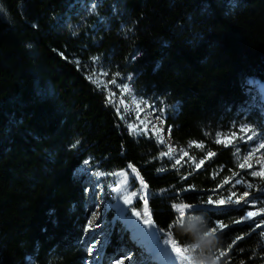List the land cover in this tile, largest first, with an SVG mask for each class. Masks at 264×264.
I'll return each instance as SVG.
<instances>
[{
	"label": "trees",
	"instance_id": "1",
	"mask_svg": "<svg viewBox=\"0 0 264 264\" xmlns=\"http://www.w3.org/2000/svg\"><path fill=\"white\" fill-rule=\"evenodd\" d=\"M0 7V264H89L82 165L109 188L117 172L128 176L118 213L150 220L152 246L173 264H188L174 244L191 264H264V206L244 220L243 201L207 202L229 196L239 179L264 184L239 167L235 144L217 142L240 125L264 133L248 83L264 82V0ZM126 77L132 94L164 105L170 146L192 160L174 163L169 144L137 132L116 89ZM219 224L226 227L207 235ZM210 239L205 255L196 244Z\"/></svg>",
	"mask_w": 264,
	"mask_h": 264
},
{
	"label": "rangeland",
	"instance_id": "2",
	"mask_svg": "<svg viewBox=\"0 0 264 264\" xmlns=\"http://www.w3.org/2000/svg\"><path fill=\"white\" fill-rule=\"evenodd\" d=\"M103 75L107 78L109 84L114 85L113 76H109L106 71L103 72ZM248 83L252 86L253 95L257 101L262 124L264 125V96L261 84L257 81H249ZM116 89L121 96L129 99L128 107L133 110L140 123L137 126L140 128L137 132L154 134L157 138L169 144V154L174 163L180 164L185 159L192 160L183 149L170 146L168 126L164 123V105L160 101L132 94L127 77L121 83H117ZM241 128L244 129L243 132L240 131ZM217 142L226 145L235 144L236 161L239 167L243 164L242 169H246L251 177H257L259 180L264 179V148L260 147L261 144H264V133L259 134L249 125H240L235 126L227 133L219 134ZM193 162L194 164L199 163L198 160H193ZM119 173L117 172L114 175L113 186L109 188L105 179L101 180L90 173L85 165L77 169L76 174L82 176L87 185L85 202L88 218L83 240L87 244L88 252L91 245L95 244L96 246L91 254L89 253L91 259L88 263L116 264L117 259L120 258L124 260V264H161L163 260L167 264H173V254H165L161 249L151 250V238L142 242L137 235L135 236V227L145 224L138 215L134 214L137 213L136 211H132L124 218L120 213H117L122 208V199L129 190V179L123 172L125 185L123 189H119L121 184V180L118 179ZM253 173H256V175H253ZM233 185L236 186L235 190L230 191L229 196L222 199L225 200L223 205L215 202L212 205L216 207L235 205L238 200L248 205L246 214L243 216L244 220L251 219L259 214L261 208H263L262 206H264V184L254 186V181L246 179V181L241 182L239 179ZM241 189L244 192L239 194ZM245 192L248 193L247 196H244ZM115 193L120 197H117ZM230 196L231 200L228 199ZM249 213L253 215L249 216ZM93 217L95 218L93 219ZM132 219L133 221L128 223ZM89 221H91L92 227H89ZM149 226L151 228V225ZM114 236L117 237V243L112 241ZM153 254L157 257L154 258Z\"/></svg>",
	"mask_w": 264,
	"mask_h": 264
},
{
	"label": "snow or ice",
	"instance_id": "3",
	"mask_svg": "<svg viewBox=\"0 0 264 264\" xmlns=\"http://www.w3.org/2000/svg\"><path fill=\"white\" fill-rule=\"evenodd\" d=\"M240 131L243 132L244 129L241 128ZM260 147H261V148H264V144H261ZM177 162H179V161H177ZM240 167L243 168L244 165L241 164ZM133 171H135V169H133ZM253 175H256V173H253ZM225 183H228V181H225ZM249 187H251V185H249ZM132 194H135V193H132ZM247 195H248V193L245 192V193H244V196H247ZM228 199L231 200V196H230ZM125 202H126V203H129L130 201L126 199ZM207 202H208L209 204L214 203V201H213L211 198H209V200H208ZM145 203H146V202H145ZM215 203H218V204H220V205H223V204L225 203V200H222V199H221V200L216 201ZM236 203H239V201L237 200ZM185 207H187V206H185ZM134 214H136V215H138V216L140 215L139 213H134ZM251 215H253V214H252V213H249V216H251ZM94 218H95V217H93V219H94ZM145 222H146V223H149V224L151 223L150 220H147V221H145ZM89 227H92V223H91V221H89ZM224 227H226V225L219 224V225H217L215 228H213L210 232H208L207 235L211 236V235H213L215 232H217L219 229H222V228H224ZM95 247H96L95 244H93V245L90 246V248H89V253H90V254H91L92 250H93ZM173 249H174V251L177 253L178 257H179L182 261H187L188 264H191V257H190L189 255H186V254H185V253H187V252L189 251L188 249H182L181 247H179V246H177V245H175V244L173 245ZM193 251H194V249H193ZM226 255H227V251H226V250H225V251H221V252H220V255H219V257H218V259H219L220 257H224V256H226ZM116 264H124V260L118 258L117 261H116Z\"/></svg>",
	"mask_w": 264,
	"mask_h": 264
},
{
	"label": "bare ground",
	"instance_id": "4",
	"mask_svg": "<svg viewBox=\"0 0 264 264\" xmlns=\"http://www.w3.org/2000/svg\"><path fill=\"white\" fill-rule=\"evenodd\" d=\"M262 90H264V87H262ZM139 133V132H138ZM124 173V172H123ZM122 172L118 174V179L121 180V184L119 186V189H123L125 185V175ZM118 190V189H117ZM132 220H130L128 223H131ZM147 224V223H145ZM138 225L135 227V236L137 235L142 242L148 241L151 238L152 235V228H150L149 224L148 225ZM161 264H167L165 260L162 261Z\"/></svg>",
	"mask_w": 264,
	"mask_h": 264
},
{
	"label": "clouds",
	"instance_id": "5",
	"mask_svg": "<svg viewBox=\"0 0 264 264\" xmlns=\"http://www.w3.org/2000/svg\"><path fill=\"white\" fill-rule=\"evenodd\" d=\"M215 243L216 242L214 239L206 240V242L197 243L196 248L198 250H203L205 255H210L211 252L213 251L214 247H215Z\"/></svg>",
	"mask_w": 264,
	"mask_h": 264
},
{
	"label": "water",
	"instance_id": "6",
	"mask_svg": "<svg viewBox=\"0 0 264 264\" xmlns=\"http://www.w3.org/2000/svg\"><path fill=\"white\" fill-rule=\"evenodd\" d=\"M147 224H149V223H147ZM149 225H151V224H149ZM151 228H152V226H151ZM153 229V228H152Z\"/></svg>",
	"mask_w": 264,
	"mask_h": 264
}]
</instances>
